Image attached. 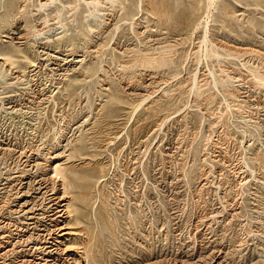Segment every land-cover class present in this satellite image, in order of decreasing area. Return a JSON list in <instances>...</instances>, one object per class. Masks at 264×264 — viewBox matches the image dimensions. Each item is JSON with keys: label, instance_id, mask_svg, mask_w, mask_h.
I'll return each instance as SVG.
<instances>
[{"label": "rangeland", "instance_id": "374dc122", "mask_svg": "<svg viewBox=\"0 0 264 264\" xmlns=\"http://www.w3.org/2000/svg\"><path fill=\"white\" fill-rule=\"evenodd\" d=\"M48 1L0 0V237L52 228L26 226L58 162L59 264H264V0H218L205 45L207 0H160L162 17L129 0L115 21L110 2ZM162 54L174 68L147 67Z\"/></svg>", "mask_w": 264, "mask_h": 264}, {"label": "bare ground", "instance_id": "6f19581e", "mask_svg": "<svg viewBox=\"0 0 264 264\" xmlns=\"http://www.w3.org/2000/svg\"><path fill=\"white\" fill-rule=\"evenodd\" d=\"M57 0H49L48 2H45V3H43L42 4V8H45V7H48L49 5L48 4H50V3H55ZM79 1V0H78ZM80 1H82L84 4H86V6H90V5H92V7L94 8V11L93 12H91V14H94V13H96V12H98V11H101V7H103L102 5L103 4H105V2L107 3V2H110L111 4H113V5H115V7L113 8V10L111 11L112 13H111V18H113V20L115 21L116 20V18H117V16H119V14L121 13V12H124L126 9H127V3L129 2V0H80ZM159 1L160 0H151V2L150 3H152V4H154L152 7H153V14H155V15H160L161 16V14L163 13V15H168V16H170L173 12H172V10L170 9V4H161V5H159ZM193 1V0H192ZM217 1L218 0H207V5H206V12H205V15H206V17L204 18V19H201L200 21H199V23L196 25V29L198 30V28L200 29L201 27H202V25H204V28H205V30H204V34L202 33V35L203 36H201L202 37V41H201V44H208L209 43V39H210V37H209V39H208V34L210 33V29H209V24L211 23V22H209V20H210V18H212V11H213V8H214V6L216 5V3H217ZM58 2V1H57ZM81 2V3H82ZM166 2V1H165ZM193 2H195V1H193ZM141 3V2H140ZM189 3V2H188ZM151 4V5H152ZM175 5V8H174V11H177L178 10V0H176V2L174 3ZM65 5H69V3H67V2H65ZM64 5V7L63 8H65L66 6ZM106 5V4H105ZM109 5V4H108ZM150 5V4H149ZM190 5V4H189ZM72 6V5H71ZM111 7H113V6H111ZM149 7V9H150V6H148ZM151 7V8H152ZM190 7H192V4H191V6ZM22 8V7H21ZM67 8V7H66ZM71 9H72V11H75V12H77L78 11V9H79V7H78V5H76V6H72L71 7ZM110 9V8H109ZM216 9V8H215ZM63 10L64 9H62V10H55V12H52L51 14L50 13H48V14H46V16L45 17H42V20H43V23H44V25H46V24H48L49 23V17H57V18H60L61 16H62V13H63ZM106 10V9H105ZM47 11H48V9H47ZM72 11H71V14H72ZM104 11V10H103ZM78 13V12H77ZM152 14V15H153ZM77 15V14H76ZM95 15V14H94ZM172 16H174V15H172ZM70 17V16H69ZM76 17V16H75ZM162 17V16H161ZM56 18V19H57ZM108 18V17H107ZM159 18V17H158ZM165 18V17H164ZM170 19H171V17H169ZM55 19V20H56ZM74 19V18H73ZM175 23L176 22H179L178 21V19H172ZM39 21V20H38ZM57 21H58V19H57ZM54 22V21H53ZM56 24V23H55ZM182 24V23H181ZM43 25V24H42ZM105 25V24H104ZM177 25V24H176ZM38 26V25H37ZM106 26V25H105ZM201 26V27H200ZM49 27V26H48ZM50 27H51V25H50ZM101 27H102V24H101ZM46 28V27H45ZM91 28V27H90ZM110 28V27H109ZM109 28H108V30H109ZM94 29V28H93ZM118 29V28H117ZM163 29H165V28H163ZM175 29V28H174ZM36 30V29H35ZM96 30V29H95ZM24 31V30H23ZM92 31V30H91ZM175 31V30H174ZM196 31V30H195ZM106 32V31H105ZM156 32V31H155ZM173 32V31H172ZM25 33V32H24ZM27 33H29V32H27ZM194 33V32H193ZM155 34V33H154ZM156 34H158V33H156ZM166 34V33H165ZM173 34V33H172ZM152 35V34H151ZM31 36V35H30ZM157 35H153V36H151V38L153 37V39H155L154 37H156ZM22 37V36H21ZM100 37V36H99ZM194 37V36H193ZM158 37H156V39H157ZM183 38V37H182ZM61 39V38H60ZM60 39H58V40H60ZM217 40H218V38H217ZM61 41V40H60ZM155 41V40H154ZM227 41V40H226ZM57 42H59V41H57ZM62 42H64V41H62ZM210 42H211V40H210ZM214 42V41H213ZM60 43V42H59ZM58 43V44H59ZM157 43V45L159 44L158 42H156ZM162 43V42H161ZM211 44V43H210ZM213 44V43H212ZM154 45V44H153ZM203 45V46H204ZM216 45V44H215ZM163 46V45H162ZM161 46V47H162ZM166 46V45H165ZM177 46V45H176ZM208 46V45H207ZM212 46V45H211ZM56 47V46H55ZM158 47V46H157ZM160 47V48H161ZM213 47V46H212ZM211 47V48H212ZM217 47V46H216ZM221 47V46H220ZM160 48H156L157 49V51H160V50H158V49H160ZM163 48H165V47H163ZM169 48V47H168ZM207 48V47H206ZM210 48V49H211ZM63 49V48H62ZM145 49V48H144ZM149 49V48H148ZM153 49V48H152ZM155 49V48H154ZM153 49V50H154ZM155 49V50H156ZM205 49V48H204ZM214 49V48H213ZM151 50V49H150ZM162 50V49H161ZM168 50V49H167ZM171 50V49H170ZM212 50V49H211ZM211 50H209V51H211ZM212 51H214V50H212ZM225 51V50H224ZM166 51H164L163 53H165ZM176 52V51H175ZM160 53V52H159ZM197 53V52H196ZM209 53H212V52H209ZM156 54V53H155ZM168 54H169V51H168ZM174 53H172V55H173ZM176 54V53H175ZM185 54V53H184ZM216 54V53H215ZM218 54V53H217ZM216 54V55H217ZM3 55L5 56V54L3 53ZM7 55V54H6ZM153 55V54H152ZM156 56V55H155ZM213 56H215L214 54H213ZM230 56V55H229ZM148 57V56H147ZM146 57V58H147ZM150 58H151V60L149 61V58H147V59H145L146 60V62H147V65H148V63L150 62V64H149V66H147L148 68L149 67H155L156 68V66L158 65V63H157V61L158 60H160V61H162V62H160L161 64H159V66H163V67H168V68H171V67H173V65H175V63H176V60L177 59H175V56H172V57H174V58H172V59H170V60H168V57H171V54L167 57V55L166 54H162L161 56H156V58H153L152 56H149ZM157 57H160L159 59H157ZM219 57H220V54H219ZM231 57H232V55H231ZM6 58H9V57H6ZM153 58V59H152ZM209 58V57H208ZM212 58V57H211ZM215 58H217V57H215ZM241 58V57H240ZM144 59V58H143ZM143 59H142V61H143ZM188 59V58H187ZM5 60V59H4ZM138 60V59H137ZM151 61H153V62H151ZM156 61V62H155ZM185 61V60H184ZM6 62V61H5ZM139 63L141 62V61H138ZM143 62H145V61H143ZM143 62H142V65H143ZM9 63H11V62H9ZM138 63V64H139ZM5 64V63H4ZM132 64V63H131ZM144 64H146V63H144ZM222 64V63H221ZM130 65V64H129ZM128 65V66H129ZM216 65V64H215ZM139 67H141V65H139ZM142 67H146V65L145 66H142ZM147 67H146V69H147ZM175 67V66H174ZM173 67V68H174ZM224 70V69H223ZM226 70V69H225ZM240 72V71H239ZM251 72V71H250ZM210 73V75H212L213 76V78L215 77L214 76V73H213V71L212 72H209ZM222 73V72H221ZM235 73H237V72H235ZM254 71H253V75H254ZM256 74H257V72H256ZM220 75H222V74H220ZM219 75V76H220ZM249 75V74H248ZM226 76V75H225ZM260 76V75H259ZM259 76H258V78H259ZM264 76V75H263ZM240 77V76H239ZM237 79H239V78H237ZM257 79V78H256ZM224 80V79H223ZM253 80V79H252ZM259 80V79H258ZM191 81V80H190ZM198 81H199V78H198V76H197V73H196V75L194 76V79H193V84H194V89H195V87L198 85L199 86V84H198ZM214 81H216V80H214ZM227 81V80H226ZM230 81H232V80H230ZM261 81V80H260ZM217 83V82H216ZM215 83V84H216ZM227 83V82H226ZM255 83V82H254ZM262 83H263V81H262ZM214 84V83H213ZM214 84V85H215ZM213 85V86H214ZM217 85V84H216ZM215 85V86H216ZM199 88V87H198ZM194 89H192V91L194 90ZM202 89V88H201ZM200 90V88L198 89V91ZM226 90V89H225ZM196 91H197V89H196ZM201 91V90H200ZM199 91V92H200ZM234 94V93H233ZM232 93H229V96L230 95H233ZM38 95V94H37ZM44 96H45V94H44ZM150 96H153V94L151 95H149L148 96V98H152V97H150ZM233 97V96H232ZM238 97V96H237ZM147 98V97H146ZM146 98H144L145 100H147ZM46 100V99H45ZM143 101V102H146V101ZM211 101V100H210ZM41 102V101H40ZM143 102H142V105H143ZM138 108V107H137ZM73 141V140H72ZM82 142V141H81ZM69 146V145H68ZM80 146H81V143H80ZM80 148V147H79ZM65 149H67L66 147L63 149V152L65 151ZM67 152V151H66ZM24 153V152H23ZM27 153V152H26ZM62 153V152H61ZM60 152H58V154L60 155H56V156H53L52 157V159H57L58 158V160H59V157H61V154ZM72 153V152H71ZM66 154V153H65ZM64 156V153H63V155H62V157ZM68 156V155H67ZM66 158V161H67V157H65ZM63 159V158H62ZM65 160V159H64ZM93 161V160H92ZM258 161V160H257ZM63 162V161H62ZM260 162V164H261V166H262V168L264 169V160H260L259 161ZM70 165V164H69ZM52 170H51V172H50V174H51V176L50 177H43V178H41V180H40V182H38V183H36L37 184V186H38V188H37V190H41V192L42 191H44V193H43V196H47L48 195V193L49 192H51L50 193V195H52L48 200H49V205H50V207H48V209L47 210H44V212L43 211H41V212H43V213H41V218H38V216L39 215H33V216H36L38 219H37V221H34L33 223H31V224H28L27 226H26V228H29L30 226H33V228H32V230H37L41 225H40V223H42L43 222V220H45L46 219V221L48 220V221H50V223L51 224H49V225H51L52 226V223H54V225L52 226V228L51 227H49V226H47L46 224V226L44 227V229L43 230H40V231H42V232H44V234H42V235H40L39 233V236H37V238H34V236H33V233L32 234H30L29 236H27L26 234H22V236L20 235V237H19V235L17 236L18 237V240L19 241H17V239H16V241L17 242H15V243H13V241H11L12 239H14L15 238V235L16 234H14V232H12V231H5V233H4V235L3 236H1L0 238H1V241H0V248H2V249H8V250H6L3 254H1V256L2 257H8V254L11 252V251H13L14 252V248H16L18 245V243H21V242H23V244H25V245H23V248H29V250H28V254H27V251H25V250H23V251H20V252H18V257L19 258H22L21 260H22V262L20 263V264H59L58 262L60 261L59 260V257H56L55 255L60 251V247L59 246H57V243L59 244V245H62V244H64L60 239H58L59 237L61 238V237H64V236H66V235H70V232H63V233H61V235L60 236H57V238L56 237H53L54 235H55V228L57 227V226H59V218H61L62 216H61V214H62V212L64 211V210H61L62 209V207H66L67 209H65L66 211H65V213H67V214H70L71 212H69L68 211V209H69V207H70V202H68V203H64L63 201L65 200L64 199V196H66L67 194H70L69 192H68V190H69V186H71V184H69L70 183V181L71 180H69V178H68V175H67V172H68V169H66V168H64L63 166H62V164H60V163H55V166H54V168H51ZM71 169V168H70ZM85 169V168H84ZM70 175V174H69ZM38 181V180H37ZM63 182V194H64V196H62V197H56V195L59 193V190H57V183L58 182ZM49 182V183H48ZM62 182H61V184H62ZM103 182H104V180H103ZM99 186V185H98ZM62 188V187H61ZM96 189H97V187H96ZM61 190V189H60ZM98 190V189H97ZM36 191V190H35ZM38 192V191H37ZM40 193V192H39ZM43 200V199H42ZM66 201V200H65ZM64 203V204H63ZM52 204V205H51ZM48 205V206H49ZM33 208V207H32ZM31 208V209H32ZM35 208V207H34ZM33 208V209H34ZM37 208V207H36ZM32 209V210H33ZM40 209V208H39ZM39 209H38V211H39ZM42 209V208H41ZM44 209V208H43ZM104 209V208H103ZM35 210V209H34ZM109 210V209H108ZM36 211H37V209H36ZM37 211V212H38ZM32 212V211H31ZM103 212H104V210H103ZM108 212V211H107ZM33 214V213H32ZM35 214V213H34ZM40 214V213H39ZM108 214H110L109 212H108ZM106 215H107V213H106ZM69 216V215H68ZM108 216V215H107ZM36 217L35 218H31L30 220H36ZM29 218V217H28ZM102 218V217H101ZM59 220V221H58ZM19 223V222H18ZM29 223V222H28ZM44 223V222H43ZM42 223V224H43ZM47 223V222H46ZM65 223V222H64ZM11 225V224H10ZM8 227V226H7ZM17 227V226H16ZM53 228H54V230H53ZM2 229V228H1ZM17 229V228H16ZM21 229V228H20ZM59 229H61V230H65L66 228H65V226H63V227H61V228H59ZM68 229V228H67ZM4 230H6V229H4ZM2 231V230H1ZM23 230L21 229V231L20 232H22ZM30 231V230H29ZM3 232V231H2ZM25 233V232H24ZM29 233V232H28ZM27 233V234H28ZM37 233V232H36ZM2 235V234H1ZM26 235V236H25ZM25 236V237H24ZM16 237V238H17ZM20 245V244H19ZM77 245V244H76ZM13 247V249H9V247ZM20 247V246H19ZM31 247V248H30ZM70 247V246H69ZM74 247V246H73ZM18 248V247H17ZM21 249V248H20ZM76 249V248H75ZM27 250V249H26ZM67 250L69 251V249L67 248ZM67 250H66V252H67ZM3 251V250H2ZM62 251V250H61ZM63 251H64V249H63ZM84 252V251H83ZM15 253V252H14ZM37 253H39V254H37ZM13 254V253H12ZM11 255V254H10ZM32 257V260H26L25 258L26 257ZM10 257V256H9ZM14 257V256H13ZM15 258V257H14ZM70 258V257H69ZM4 259V258H3ZM16 259H17V257H16ZM5 260V259H4ZM14 260V259H13ZM70 260H71V258H70ZM74 260V259H73ZM11 261H12V259H11ZM15 261V260H14ZM17 261H19L18 259H17ZM61 262V261H60ZM75 264H78L79 262L77 261V260H75ZM81 262V261H80ZM13 263V262H12ZM155 263V262H154ZM81 264V263H80Z\"/></svg>", "mask_w": 264, "mask_h": 264}]
</instances>
